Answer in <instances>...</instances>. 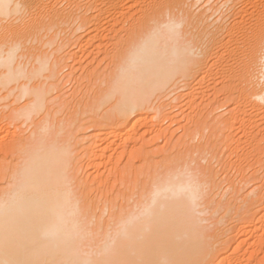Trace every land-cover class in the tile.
<instances>
[{"label": "bare ground", "instance_id": "1", "mask_svg": "<svg viewBox=\"0 0 264 264\" xmlns=\"http://www.w3.org/2000/svg\"><path fill=\"white\" fill-rule=\"evenodd\" d=\"M261 211L264 0H0V264H242Z\"/></svg>", "mask_w": 264, "mask_h": 264}, {"label": "rangeland", "instance_id": "2", "mask_svg": "<svg viewBox=\"0 0 264 264\" xmlns=\"http://www.w3.org/2000/svg\"><path fill=\"white\" fill-rule=\"evenodd\" d=\"M77 48H78V46H75V45H74V47H72V49H71V47H69V48L66 47L65 49H67V50H68V49H69V50L71 49L72 52H74L75 49L77 50ZM69 50H68V52H69ZM65 51H66V50H65ZM65 51H64V52H65ZM69 83L72 84L73 81H72V82H71V81L68 82V83L66 84L65 89H66V92H67V90H68V91H69L68 93H71L72 90H73V86L69 85ZM208 83H210V81H209ZM211 84H212V83H211ZM72 85H73V84H72ZM217 85H218V83L216 84V86H217ZM220 85H222V84L220 83ZM220 85H218V86H220ZM71 87H72V88H71ZM218 88H220V87H218ZM185 90H187V88H185ZM181 91L184 92L183 90H181ZM181 91L178 92L177 95H178L179 93H182ZM217 91H218V90H217ZM220 91H221V89L219 90V92H220ZM209 92H211V93H209ZM209 92H208L209 95L207 94V97L205 96L207 99L204 98V100H203L202 102H205V100H207V102H209V103L211 104V106H210V104H209V108H210V109H211V107H212V108L216 107V108H215L216 110H215V109L213 110V111H214V113H213L214 115H213V116H214L215 120L218 121L219 124H220V121L222 120L223 112L225 113V111H226V109H225L226 107H225V106H224V107L221 106V105H222V103H221L222 101H221V100L223 99V97H221V96H222L223 93L221 94V92H222V91H221L219 94H216V96H217V97H216V96H215V93H213V89H212L211 91L209 90ZM217 93H218V92H217ZM213 94H214V97H216L217 100L214 99ZM177 95H176V96H177ZM210 95H211V97H210ZM219 95H220V96H219ZM172 96H173V95H172ZM172 96L170 97V99H171V98H172V99L174 98L173 101H172V99H171L172 102L170 101V99H169L168 101H170V104H172V106H174V107L172 108V106H171V107L169 108L168 106H170V104L167 106L169 112L171 111V112H170V113H171V119L168 118L169 120L166 119V120H168L167 122H166V120H164V121L162 122V124L160 123L161 125L159 124L160 129H165V132H167V133H164V134L161 135V138H160L161 140H160V139H158V140L156 139V141H155L156 143H154V149H153V150H155V149H156V150H160V148H161V149L164 148L163 146H165V148H166V146H169V147H170L174 142H176V141L182 136V134H183V129H181V128L183 127V125L186 124V122H187V121H186V117L188 116V114H189V116H190V114H191V115L194 114V111L197 112V110H198L197 107L200 108L201 105L204 106L203 104H201V101H200V102L197 101L198 103H200V106H199L198 103H197L198 105H195V106H194V105H190V104H188V102L186 101L187 98L184 99L185 96L183 97V99H180V100H179V98H180L181 96H180L179 98H177V99H175V97H172ZM174 96H175V94H174ZM218 96H219V97H218ZM219 98H220V99H219ZM167 99H168V98H167ZM213 99H214V100H213ZM178 100H179L180 102H179ZM184 100H185V101H184ZM210 101H212V102L214 103L213 106H212V102H210ZM215 101H216V102H215ZM217 101H218L219 103H218ZM178 102H179V103H178ZM207 102H205L206 104H205V106H204V107H206V108L208 107ZM56 103H57V102H56ZM177 104H178V105H177ZM194 104H196V102H195ZM218 104H219V105H218ZM220 104H221V105H220ZM56 105H57V104H56ZM175 105H176V106H175ZM183 105H184V106H183ZM206 105H207V106H206ZM214 105H215V106H214ZM192 106H193V110L190 109ZM196 106H197V107H196ZM219 106H220V107H219ZM180 107H181V108H180ZM186 107H188V108H186ZM217 107H218V108H217ZM201 108H202V107H201ZM201 108H200V109H201ZM200 109H199V110H200ZM223 109H224V110H223ZM183 110H184V111H183ZM215 111H216V112H215ZM182 112H183V113H182ZM181 113H182V114H181ZM215 113H216V114H215ZM221 115H222V116H221ZM172 116H174V117H173V118L175 119L174 122L172 121ZM185 116H186V117H185ZM209 116H210V115H209ZM215 116H216L217 118H216ZM219 117H220V118H219ZM184 118H185V119H184ZM218 118H219V119H218ZM174 119H173V120H174ZM170 120H171V123H170ZM177 120H178V121H177ZM177 122H178V126H177ZM182 122H183V123H182ZM179 123H180V125H179ZM172 124H173V125H172ZM174 124H175V125H174ZM23 126H24V125H23ZM23 126H21V127H23ZM162 127H164V128H162ZM167 127H168V131H167ZM178 128H179V129H178ZM22 129H25V128L23 127ZM18 130H19V129L17 128V131H16L17 133L19 132ZM172 130H173V131H172ZM207 130H208V132H209L210 129L207 128ZM154 132H155V130H154ZM24 133H27V131L24 132ZM77 133H78L79 135H78ZM80 133H82V131H79V132L76 131V133H75L76 135H75V136H77L78 138H82V137H83V135H82L83 133H82V134H80ZM149 133H151V136H152V132H149ZM149 133H148V134H149ZM170 133H171V134H170ZM206 133H207V131H206ZM165 134H167V136L162 137V136L165 135ZM81 135H82V136H81ZM153 135H154V134H153ZM168 135H169V136H168ZM147 136L149 137V135H147ZM171 136L174 138V140H173V138H172ZM178 136H180V137L177 138ZM170 138H172V139H170ZM175 138H176L177 140H175ZM164 139H165V140H164ZM222 140H223V139H222ZM169 141H170V143H169ZM157 142H158V143H157ZM196 142H197V140H196ZM166 143H169V144H166ZM155 144L158 146L159 149H157V146H156ZM149 145H150V144H149ZM152 145H153V143H151V146H152ZM148 148L151 149L152 147L149 146ZM78 149H79V148H77V152L80 153L79 156H80V159H81V156H82L81 153H83V152H82L83 150H82V147H80L79 151H78ZM151 150H152V149H151ZM216 160H217V159H216ZM216 160H215V161H216ZM213 161H214V158L212 159V162H213ZM215 161H214V162H215ZM82 162H83L84 164H83ZM201 162H203V161H201ZM214 162H213V164H214V166L216 167V165L218 164V160H217V164H215ZM203 163H205V161H204ZM80 165H83V166H84V165H85V161H84V160L81 161V162H80ZM86 165H87V164H86ZM83 166H82V167H83ZM87 166H88V165H87ZM87 166H84V169H82V170L85 171L87 168H89V169H87V170L91 171V170H94V169H95V168H94V165H93L92 163H90L88 167H87ZM91 166H93V169H92ZM85 167H87V168H85ZM217 167H218V165H217ZM90 169H91V170H90ZM83 171H82V173H83ZM262 171H263V169H262V170L259 169L258 172H262ZM80 172H81V171H80ZM85 172H86V171H85ZM91 172H92V171H91ZM91 172L88 173V171H87L88 174H91ZM250 183H251V182H250ZM224 184H225V183H223V186H225ZM251 184H253V185H251ZM251 184L248 183V185H246V187L244 188V189H247V190H244V191H247V192H248V190H250L251 186H254L255 183H253V181H252ZM242 191H243V189H242ZM244 191H243V192H244ZM209 211H210V210H209ZM209 211H205V214H202V216H203V217L206 216L207 218H209V217L211 216V212L209 213ZM261 212H262V211H261ZM261 212H260V214H261ZM232 215H234V214H232ZM232 215H230V216H231V220H230V218H229V220L226 221V219H227L228 217H226V218L223 219V220H225V221H223V223H224V222H226V223H224V224L222 225V227L225 226V225H227V227H228L229 224H230V226H231V223L233 224L234 221H235V219L239 221L238 224H237V223H236V224H235V223L233 224V225H235L236 227L234 226V228H233V227L231 226V227H232V232H231V230H230V234L234 237V241L231 242V245H233V247L236 246V243H237V242H240L239 240H245V242L243 241V243L241 244V248H240L241 250L239 249V250H240L239 254H240V256H241V260H242V262H243V261H244V262L246 261V263H248V262H255V260L258 261V260L261 259V258L264 259V229H262V228H264V221H262V220H264V218H262V217H264V211L262 212V215H260V216H261L260 218L262 219V220H261L262 222H260V224H262L263 226L261 225V228L257 230V233H260V234L263 235L262 237H260V239H262V240H259L260 242L256 239V237H254L255 234H254V236H253V234H251V233L248 232L247 230L244 232L243 228L241 227V226L244 225V224H241V223H245V221H246V224L248 223L247 220L241 218L240 215H239L240 217L237 215L238 218H239L240 220H245V221L240 222V220L237 219V217L235 218V217H233ZM230 216H229V217H230ZM235 216H236V215H235ZM257 216H259V215H257ZM257 216H256V218H257ZM206 217H205V218H206ZM232 217H233V219H232ZM207 218H206V219H207ZM210 218H211V217H210ZM233 220H234V221H233ZM211 222H212V219H210V220L208 219V220H207L206 222H204V223H206V224L209 225V224H211ZM230 222H231V223H230ZM235 222H236V221H235ZM227 223H228V224H227ZM240 224H241V225H240ZM246 224H245V225H246ZM238 225H239L242 229H241V228L238 229V228H237ZM230 226H229V227H230ZM234 229H235V230H234ZM236 229H237L238 231H237ZM240 229H241V230H240ZM233 230H234V231H233ZM239 231H241V233H240ZM258 231H259V232H258ZM234 232H235V233H234ZM238 232H239V233H238ZM246 232L248 233V235H246V234H247ZM233 233H234V234H233ZM243 233H244V234H243ZM236 234H237V235H236ZM242 234H243V235H242ZM235 235H236V236H235ZM252 236H253V237H252ZM238 238H239V239H238ZM235 239H236V241H235ZM255 239H256V240H255ZM253 241H254V243H255V241H256V243L254 244ZM257 241H258V243H257ZM244 246H245V248H247V250H244V249H245ZM246 246H247V247H246ZM253 246H254V247H253ZM242 247H243L244 249H242ZM258 248H260V249H258ZM253 249H254V250H256V249L258 250V251L256 250V252L258 253V255H257V253H255L254 251H251V250H253ZM230 250H231V248H230ZM242 250H243V251H242ZM241 252H242V253H241ZM247 252H248V253H247ZM250 252H253L254 254H253V253L250 254ZM245 254H247V256H248L249 254H250V255H249L248 257H246ZM252 254H253L254 256H252ZM255 255H256V256H255ZM244 256H245V257H244ZM251 256H252L253 259L251 258ZM257 256H258V257H257ZM243 258H244V259L246 258V259L244 260ZM258 258H259V259H258ZM250 259H251V260H250ZM254 259H255V260H254ZM263 259H261L259 262H261V261L264 262ZM248 260H250V261H248ZM244 262H243L242 264H244ZM246 263H245V264H246ZM240 264H241V263H240Z\"/></svg>", "mask_w": 264, "mask_h": 264}]
</instances>
